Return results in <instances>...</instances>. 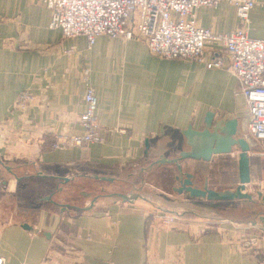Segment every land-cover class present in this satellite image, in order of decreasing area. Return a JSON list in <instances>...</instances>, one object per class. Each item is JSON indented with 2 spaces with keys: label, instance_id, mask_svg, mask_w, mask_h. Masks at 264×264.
<instances>
[{
  "label": "crops",
  "instance_id": "crops-1",
  "mask_svg": "<svg viewBox=\"0 0 264 264\" xmlns=\"http://www.w3.org/2000/svg\"><path fill=\"white\" fill-rule=\"evenodd\" d=\"M51 14L42 0H0V256L5 264H264V237L256 245L244 244L255 235L239 218L244 200L178 193L175 164L155 163L189 150L183 131L202 130L213 112L237 123L239 136L250 145L251 179L264 177V140L248 131L237 78L205 65L213 57L227 62L222 44L207 43L204 62L155 56L137 38L100 34L89 46L83 35L65 37L51 28ZM194 15L199 26L217 34L240 26L235 6L226 0L213 8L200 6ZM246 33L264 39V0L250 10ZM87 83L97 99L101 140L53 148L57 135L83 133ZM24 91L32 101L20 109L15 104ZM239 151L233 146L209 161L186 158L180 164L199 187L206 182L217 191L233 190ZM34 186L46 187L42 198L56 212L21 205V194ZM66 187H80L87 202L72 205L51 197ZM161 213L179 217L162 227Z\"/></svg>",
  "mask_w": 264,
  "mask_h": 264
},
{
  "label": "built area",
  "instance_id": "built-area-1",
  "mask_svg": "<svg viewBox=\"0 0 264 264\" xmlns=\"http://www.w3.org/2000/svg\"><path fill=\"white\" fill-rule=\"evenodd\" d=\"M223 0H42L51 10V28L61 29L65 37L83 35L89 46L95 37L142 40L149 52L169 59L204 62L207 43L218 42L227 58L213 57L207 68H225L238 80L248 111V131L257 140H264V39L251 38L246 33L249 12L256 0H226L236 8L240 26L225 33H213L199 26L194 10L200 6L216 7ZM32 101L30 93H19L16 107L25 109ZM85 110L80 115L84 129L81 135L59 134L52 147L66 149L101 140L96 115L97 99L93 87L87 83L84 93ZM250 183V182H249ZM248 183V184H249ZM246 184V191L250 188ZM263 180L257 186L262 188ZM162 227H168L179 213H161L157 216ZM258 236H249L244 244L256 245ZM0 264L5 260L0 256Z\"/></svg>",
  "mask_w": 264,
  "mask_h": 264
},
{
  "label": "water",
  "instance_id": "water-1",
  "mask_svg": "<svg viewBox=\"0 0 264 264\" xmlns=\"http://www.w3.org/2000/svg\"><path fill=\"white\" fill-rule=\"evenodd\" d=\"M240 134L241 131L237 128V123L235 121H227L221 117H216L213 112H209L204 119V127L202 130H194L191 126H188L183 131L189 150L180 151L178 157L174 159L166 160L161 158L155 163L175 164L179 173L175 176L178 186L173 187V190L178 193L185 192L188 193L189 197L203 198L208 201L234 199L251 201L252 195L247 193L245 189L246 184L251 180L248 156L250 145L244 137L239 136ZM233 146H237L240 150L238 153L239 182L233 190L226 189L217 191L209 188L206 182L202 187H199L194 184L192 180L193 175L191 173L182 171V166L180 164L182 159L191 158L209 161L212 155L230 153ZM8 170L10 169L8 168ZM66 180L67 179H64V181ZM118 196L126 199L130 198L124 194H118Z\"/></svg>",
  "mask_w": 264,
  "mask_h": 264
},
{
  "label": "rangeland",
  "instance_id": "rangeland-1",
  "mask_svg": "<svg viewBox=\"0 0 264 264\" xmlns=\"http://www.w3.org/2000/svg\"><path fill=\"white\" fill-rule=\"evenodd\" d=\"M263 180L264 177L255 176L252 177L250 180V183L248 184L250 191H246L247 193L252 195V200L250 201V205H247L246 202L245 206L242 208V215H239V218L241 220L246 221V227L253 231L255 236H258L259 238L264 237V184L262 185V188L257 186L258 181ZM48 188V187H47ZM52 188V187H49ZM81 188H91L89 186H81ZM80 187H77L75 190H72V187H66L65 191L59 195L58 193H53L51 197L62 203H70L72 205H79L80 203L87 202V199H82L79 195ZM21 205L24 206H35V205H44L50 207L53 211L55 207L52 205H49V200H43L44 195H48L46 192V187L44 189L41 187H31L28 188L27 191L21 194ZM89 198V197H88ZM249 201V200H244ZM58 208V207H57ZM58 209H56L57 211ZM54 211V212H56ZM242 216V217H241ZM245 223V222H244Z\"/></svg>",
  "mask_w": 264,
  "mask_h": 264
},
{
  "label": "trees",
  "instance_id": "trees-1",
  "mask_svg": "<svg viewBox=\"0 0 264 264\" xmlns=\"http://www.w3.org/2000/svg\"><path fill=\"white\" fill-rule=\"evenodd\" d=\"M247 205H250V201H245Z\"/></svg>",
  "mask_w": 264,
  "mask_h": 264
}]
</instances>
